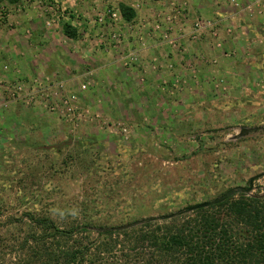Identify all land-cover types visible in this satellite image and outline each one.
Wrapping results in <instances>:
<instances>
[{
    "label": "rangeland",
    "instance_id": "1",
    "mask_svg": "<svg viewBox=\"0 0 264 264\" xmlns=\"http://www.w3.org/2000/svg\"><path fill=\"white\" fill-rule=\"evenodd\" d=\"M144 1L134 4L137 11ZM119 4V0L0 4V61L4 64L0 66V264H20L19 246L28 230L27 219L19 220L26 212L48 211L61 227L71 222L69 217H77L80 223L91 220L97 226L117 228L171 214L189 215L187 208L213 201L228 190L248 187L251 178L257 179L253 190L241 194L264 197V129L236 139L245 128H264V33L241 31V0L218 3L215 9L225 13L215 18L198 16L188 0H172V11L162 15L155 9L152 33L166 46L186 55V41L205 42L209 36L208 45L219 52L212 58L210 53H189V71H183L176 86L169 81L164 84L168 89L160 88L155 100L154 89L149 98L142 100L139 95L133 100L130 108L134 117L130 121L137 125L144 120L141 132L111 107L110 84L101 83L102 93L89 102L92 96L88 93H94L96 86L94 72L75 79L72 75L79 73V68L72 64L70 83L56 74L24 79L17 71L21 79L8 76L15 65L8 60L4 63L2 44L9 42L2 38L5 32L13 38L21 31V40L34 39L35 43L32 22L34 31L46 30V38L53 31L64 32L65 24L77 30L101 28L102 44L120 51L127 39L122 33ZM253 4L259 14H264V0H254ZM113 12L118 13L117 21ZM179 19L191 31L178 40L172 29ZM137 21L128 22L129 27L135 29ZM164 23L168 25L162 30ZM92 38L83 33L78 39L85 45ZM57 41L63 43L59 37ZM239 44L244 52L239 53ZM145 45L142 39L141 46ZM21 50L18 54L25 57V50ZM119 53L126 69L142 66L139 51ZM242 60L256 63L247 81L241 77L247 74L239 68ZM140 69L139 89L149 85L147 73ZM157 70L155 59L151 71ZM174 92L183 97L175 99ZM74 96L77 101L70 104L69 111L63 101ZM160 112L170 116L160 117ZM218 212L227 223H238L249 231V226L234 218L227 207ZM247 236L242 242L235 236L232 241L241 246ZM96 237L94 233L92 239Z\"/></svg>",
    "mask_w": 264,
    "mask_h": 264
},
{
    "label": "trees",
    "instance_id": "2",
    "mask_svg": "<svg viewBox=\"0 0 264 264\" xmlns=\"http://www.w3.org/2000/svg\"><path fill=\"white\" fill-rule=\"evenodd\" d=\"M5 1L17 4L22 0H0V4ZM119 8L124 21L132 22L137 18L133 8L123 3L119 4ZM64 33L71 39L79 38L77 29L71 24L64 25ZM232 200L233 197L209 208L196 209L189 215L162 221L149 218V221L142 220L144 223L123 231H118L116 226H97L91 220L80 223L77 217L74 220L69 217L71 222L61 227L48 211L26 212L19 220L24 222L27 219L28 230L23 244L19 246L22 251L19 262L264 264V197L241 194L240 199ZM226 207L234 218L249 226V231L238 223H227L225 216L217 213V209ZM94 233L97 237L92 239ZM234 236L240 242L247 236V242L236 246L232 241Z\"/></svg>",
    "mask_w": 264,
    "mask_h": 264
},
{
    "label": "crops",
    "instance_id": "3",
    "mask_svg": "<svg viewBox=\"0 0 264 264\" xmlns=\"http://www.w3.org/2000/svg\"><path fill=\"white\" fill-rule=\"evenodd\" d=\"M174 1V0H173ZM191 5V9L193 12L198 13V16H205V17H212L222 16L225 13V10L222 9H215L218 3H224V0H188ZM140 3V0H119V3H123L131 8H133L137 12V25H133L135 29L129 27L128 22L122 21L117 22L124 28L122 31L125 39H127L126 43L120 51H125V54H129L132 51H139L140 56L142 57V66L136 65L131 69H126L124 64L122 63V55L120 56V51H115L114 48L117 49L116 46L110 47L109 45L105 46L102 44V34L103 31L101 28H86L84 27L82 30H77L78 34L82 36L84 33L85 36L93 37L89 43L87 42L85 45H80L82 42L81 40H74L69 38L65 35L64 32L59 31L56 34L54 31L49 33L46 38V30H35L34 31V22H32L33 28H31V32L33 35L37 36V39L34 43V39L25 38L21 40L22 34L21 31H18L17 34L13 35L10 32H5L4 38L7 39L9 44H2L4 47L3 52V60L4 63L6 60L14 62L13 68L11 67V73L8 74L9 77H14V79H21L22 75L19 73H23L24 79H31L34 75L40 76L42 74H51L54 76L55 74L58 75L59 79H63L66 83H70L69 74L74 73L71 71L73 68L72 64H75L74 67L79 68V73L73 74L72 76L75 79H79L78 77H82L85 75V72H94L96 77V86L93 88L92 93L90 90L88 95L92 96L90 101H93L94 98L99 97V92L101 91V83L102 85L108 83V91H110V103L111 107L115 108V112L117 114H123L125 116V120L129 122L133 127L136 125L135 123L131 122L130 119L134 117V112L130 108L131 103L136 97L141 96L140 98L143 100L144 98H149L147 95H151L153 89L156 91L154 92V100L160 95V88L168 89L167 86L164 84L167 82H172L176 86L177 79L182 78L183 71L188 70L186 64L190 60L189 53L193 54H211V58L214 57L215 52H219L217 49L211 48L208 43L209 40L206 37V41H199L197 43L186 41L183 45V49L186 55H182V52H178L176 49H171V46H166L163 41L157 39L155 34H153L152 27L155 25L153 24L156 22L155 9H158V12L161 14L163 12H171L172 9H169V6L172 4V0H149L142 4L141 10L137 11L134 7L135 3ZM254 0H241L242 10L244 15L239 18V25L242 27L241 31L245 32H256L263 34L264 33V14H259L258 9L254 8ZM217 11V13H215ZM157 14V13H156ZM162 15V14H161ZM192 15V13H191ZM191 15L188 16L191 18ZM216 15V16H215ZM164 16V15H163ZM244 17V18H243ZM165 18V16L163 17ZM175 19V18H174ZM185 19V18H181ZM166 22L168 21L167 18L164 19ZM162 20V21H164ZM126 23V24H125ZM178 24V26H177ZM168 24L164 23L163 29L166 28ZM118 26V25H117ZM128 26V28H127ZM76 28V26H73ZM246 27H249L247 29ZM77 29V28H76ZM174 35H177L176 39L182 38L186 35H189L191 29L186 27L184 20H178L176 23V27L173 26ZM251 30V31H250ZM63 31V30H62ZM89 32V33H88ZM61 33V34H60ZM87 34V35H86ZM153 34V35H152ZM44 35V36H43ZM51 35V36H50ZM57 35L59 39L61 38L62 44H57ZM225 35V33H224ZM223 37H226L224 36ZM25 36V35H24ZM43 36V38H42ZM154 36V37H152ZM20 37V39H19ZM99 37V38H98ZM10 38V39H9ZM100 39L98 41V39ZM233 38V37H231ZM144 39L146 42L145 47L141 46V40ZM98 43H97V41ZM27 41L29 45H27ZM159 41V42H158ZM177 41V40H176ZM181 41V40H180ZM183 41V40H182ZM26 42V45H25ZM39 43L38 45H35ZM60 42V41H59ZM164 43V44H161ZM15 43V44H12ZM101 43V44H99ZM228 47L231 46V42H228ZM239 43V42H238ZM220 45V44H219ZM240 45V44H239ZM109 46V47H108ZM142 47V48H141ZM17 48V50H15ZM1 49V45H0ZM21 49H24L26 54L25 57L20 56L18 53L22 52ZM230 49V48H228ZM245 48L243 45H240V51L244 52ZM123 53V55H125ZM174 54V55H173ZM193 55H191L192 57ZM221 61L225 58L221 55ZM158 60V70L151 71V64L154 63V60ZM187 59V60H186ZM223 59V60H222ZM241 60V58L239 59ZM262 60V59H261ZM17 62V64H16ZM190 62V61H189ZM2 62L0 61V66H2ZM228 65V64H227ZM4 66V64H3ZM256 66V63H247L242 60V64L239 65V68L245 70L244 77L247 81L248 74L251 76V71ZM19 69H18V68ZM70 68V70H69ZM76 68V69H77ZM83 68V70H82ZM140 68L144 70V73H147L148 78V86H143L141 89L137 87L141 83L139 77L143 72H141ZM82 70V72H81ZM146 70V71H145ZM1 71V67H0ZM19 71V73H17ZM206 71V68L203 69ZM141 72V73H140ZM17 73V74H16ZM191 73V72H190ZM194 75V74H193ZM6 76V75H5ZM199 78L201 75L198 74ZM172 83H169V86H172ZM142 84V83H141ZM101 86V87H100ZM157 89V90H156ZM159 89V90H158ZM91 94V95H90ZM153 94V93H152ZM175 99H179L183 97V94L180 96V92H174ZM109 96L108 94H105ZM88 96V97H89ZM109 98V97H108ZM106 99V98H105ZM112 99H115L116 102L114 103ZM160 117H168L165 112H160ZM140 115V114H139ZM155 119V116H154ZM169 120V119H168ZM144 120L137 125L136 129L141 132L144 128ZM138 132V133H139ZM92 136V135H91ZM94 137V136H92ZM96 137V136H95ZM90 137H88V140ZM98 139H96L97 142ZM88 142L83 141V144L87 147ZM113 146V145H112Z\"/></svg>",
    "mask_w": 264,
    "mask_h": 264
},
{
    "label": "water",
    "instance_id": "4",
    "mask_svg": "<svg viewBox=\"0 0 264 264\" xmlns=\"http://www.w3.org/2000/svg\"><path fill=\"white\" fill-rule=\"evenodd\" d=\"M254 130H252V131H254ZM244 131H245V132H243L244 134H246L248 132V130L247 131L244 130ZM241 193H243V189L242 188L234 189V190H232L230 192H227L226 194L220 196L219 198H216L213 201L200 204L198 207L187 209V210H185V212H193V211H195L196 209H199V208H209L211 206H215V205L221 204V203L227 201L228 199L236 196L237 194H241ZM176 215H179V214L171 215L169 217L153 218V220L162 221V220H166V219H171V218H173ZM147 221H149V219L145 220L144 222H147ZM144 222L141 221V222H136V223H130V224H127V225L119 226L116 229L118 231L128 230V229L134 228V227H136V226H138V225H140L141 223H144Z\"/></svg>",
    "mask_w": 264,
    "mask_h": 264
},
{
    "label": "flooded vegetation",
    "instance_id": "5",
    "mask_svg": "<svg viewBox=\"0 0 264 264\" xmlns=\"http://www.w3.org/2000/svg\"><path fill=\"white\" fill-rule=\"evenodd\" d=\"M255 129V130H254ZM264 128H261V127H258V128H250V129H247V128H245V129H243L241 132H239V134L236 136V137H238V138H236V139H240V137H246V136H248V135H250V134H253V133H259L261 130H263ZM244 130H248V132L246 133V134H244L243 132H245ZM252 130H254V131H252ZM257 179H254V178H251L250 180H249V182H248V187H240V188H242L243 189V192H251L252 190H253V183L256 181ZM238 189V188H237ZM232 190H234V189H231V190H228L227 192H230V191H232ZM249 190V191H248ZM226 192V193H227ZM225 193V194H226ZM224 195V194H223Z\"/></svg>",
    "mask_w": 264,
    "mask_h": 264
},
{
    "label": "built area",
    "instance_id": "6",
    "mask_svg": "<svg viewBox=\"0 0 264 264\" xmlns=\"http://www.w3.org/2000/svg\"><path fill=\"white\" fill-rule=\"evenodd\" d=\"M112 18H113V20L114 21H117L118 19H119V16H118V13H116V12H113L112 13ZM103 19V18H102ZM66 101H63V103H65V105L66 106H68V110L69 111H72V109L70 108V104L72 103V102H76L77 101V97H72V98H67V99H65ZM124 131H126V129H124Z\"/></svg>",
    "mask_w": 264,
    "mask_h": 264
}]
</instances>
